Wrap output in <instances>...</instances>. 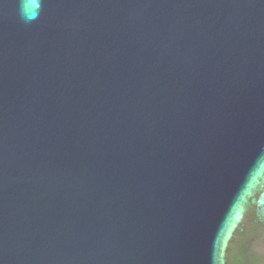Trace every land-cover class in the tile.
Listing matches in <instances>:
<instances>
[{
	"label": "water",
	"instance_id": "obj_1",
	"mask_svg": "<svg viewBox=\"0 0 264 264\" xmlns=\"http://www.w3.org/2000/svg\"><path fill=\"white\" fill-rule=\"evenodd\" d=\"M263 184L264 0H0V264H227Z\"/></svg>",
	"mask_w": 264,
	"mask_h": 264
},
{
	"label": "flooded vegetation",
	"instance_id": "obj_2",
	"mask_svg": "<svg viewBox=\"0 0 264 264\" xmlns=\"http://www.w3.org/2000/svg\"><path fill=\"white\" fill-rule=\"evenodd\" d=\"M262 191L255 193V201ZM230 243L234 264H264V210L256 203L249 206Z\"/></svg>",
	"mask_w": 264,
	"mask_h": 264
},
{
	"label": "clouds",
	"instance_id": "obj_3",
	"mask_svg": "<svg viewBox=\"0 0 264 264\" xmlns=\"http://www.w3.org/2000/svg\"><path fill=\"white\" fill-rule=\"evenodd\" d=\"M42 0H18V15L25 23L39 18Z\"/></svg>",
	"mask_w": 264,
	"mask_h": 264
},
{
	"label": "trees",
	"instance_id": "obj_4",
	"mask_svg": "<svg viewBox=\"0 0 264 264\" xmlns=\"http://www.w3.org/2000/svg\"><path fill=\"white\" fill-rule=\"evenodd\" d=\"M227 264H234V258L231 251V243H229L228 251L226 254Z\"/></svg>",
	"mask_w": 264,
	"mask_h": 264
}]
</instances>
